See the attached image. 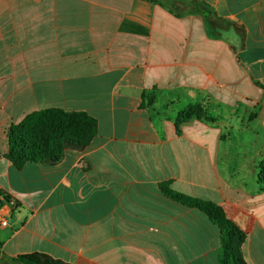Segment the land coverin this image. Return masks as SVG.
Instances as JSON below:
<instances>
[{
  "label": "crops",
  "instance_id": "crops-1",
  "mask_svg": "<svg viewBox=\"0 0 264 264\" xmlns=\"http://www.w3.org/2000/svg\"><path fill=\"white\" fill-rule=\"evenodd\" d=\"M0 0L1 251L64 264H221L211 203L264 264V0ZM85 113L97 133L17 170L28 115ZM10 264V263H4Z\"/></svg>",
  "mask_w": 264,
  "mask_h": 264
},
{
  "label": "trees",
  "instance_id": "trees-1",
  "mask_svg": "<svg viewBox=\"0 0 264 264\" xmlns=\"http://www.w3.org/2000/svg\"><path fill=\"white\" fill-rule=\"evenodd\" d=\"M158 3L176 17L190 12L193 7H199L196 2L188 0H161ZM96 133V120L85 113H67L59 109L36 112L8 130V152L5 158L17 170L22 169L27 163L55 165L63 157L67 148L84 149ZM260 170L259 179L263 182L264 164L261 165ZM164 194L184 207L203 212L220 229L221 264H240L238 242L241 240V235L235 226L224 218L217 207L211 203L182 197L166 188ZM4 263L64 264L42 254L10 259L2 254L0 244V264Z\"/></svg>",
  "mask_w": 264,
  "mask_h": 264
},
{
  "label": "built area",
  "instance_id": "built-area-1",
  "mask_svg": "<svg viewBox=\"0 0 264 264\" xmlns=\"http://www.w3.org/2000/svg\"><path fill=\"white\" fill-rule=\"evenodd\" d=\"M0 228H6L7 227V218L6 215L2 212V208H5L6 210L10 211V209L15 208V202L6 197V196H0Z\"/></svg>",
  "mask_w": 264,
  "mask_h": 264
}]
</instances>
